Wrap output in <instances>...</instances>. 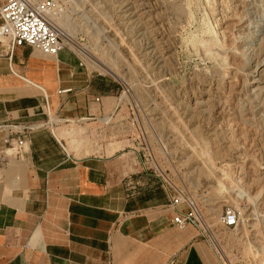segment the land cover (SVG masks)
I'll use <instances>...</instances> for the list:
<instances>
[{"label":"rangeland","instance_id":"rangeland-1","mask_svg":"<svg viewBox=\"0 0 264 264\" xmlns=\"http://www.w3.org/2000/svg\"><path fill=\"white\" fill-rule=\"evenodd\" d=\"M54 1L67 48L112 99L54 126L68 153L191 203L221 264H264V0Z\"/></svg>","mask_w":264,"mask_h":264},{"label":"crops","instance_id":"crops-1","mask_svg":"<svg viewBox=\"0 0 264 264\" xmlns=\"http://www.w3.org/2000/svg\"><path fill=\"white\" fill-rule=\"evenodd\" d=\"M81 62L66 48L0 56V264H221L196 227L173 224L166 188L68 153L54 126L105 116L112 100Z\"/></svg>","mask_w":264,"mask_h":264},{"label":"built area","instance_id":"built-area-1","mask_svg":"<svg viewBox=\"0 0 264 264\" xmlns=\"http://www.w3.org/2000/svg\"><path fill=\"white\" fill-rule=\"evenodd\" d=\"M57 9L54 0H4L0 6V56L10 59L14 50L23 46L50 57L68 49L52 19ZM10 140L6 138L4 143L10 145ZM25 144V139L15 138L14 146L18 152L24 149ZM170 207L176 213L172 220L176 227H196L214 252L220 255L212 246L211 236L214 234L211 233L210 226L201 222L191 203L172 194ZM221 225L226 230L235 228L236 215L233 210H227L221 216Z\"/></svg>","mask_w":264,"mask_h":264},{"label":"bare ground","instance_id":"bare-ground-1","mask_svg":"<svg viewBox=\"0 0 264 264\" xmlns=\"http://www.w3.org/2000/svg\"><path fill=\"white\" fill-rule=\"evenodd\" d=\"M63 41H64V37H63ZM211 243L213 244L212 246H214V248H217V246H218V238L215 235L211 236Z\"/></svg>","mask_w":264,"mask_h":264}]
</instances>
